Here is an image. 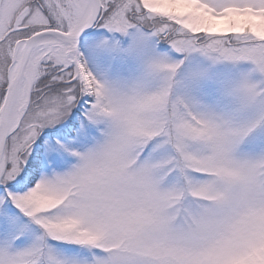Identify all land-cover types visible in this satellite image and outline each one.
<instances>
[{"label": "snow or ice", "instance_id": "snow-or-ice-1", "mask_svg": "<svg viewBox=\"0 0 264 264\" xmlns=\"http://www.w3.org/2000/svg\"><path fill=\"white\" fill-rule=\"evenodd\" d=\"M0 264H264V0H0Z\"/></svg>", "mask_w": 264, "mask_h": 264}]
</instances>
